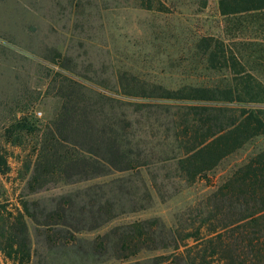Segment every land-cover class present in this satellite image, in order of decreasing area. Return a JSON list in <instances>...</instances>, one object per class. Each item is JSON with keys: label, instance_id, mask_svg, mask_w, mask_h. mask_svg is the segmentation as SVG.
<instances>
[{"label": "rangeland", "instance_id": "374dc122", "mask_svg": "<svg viewBox=\"0 0 264 264\" xmlns=\"http://www.w3.org/2000/svg\"><path fill=\"white\" fill-rule=\"evenodd\" d=\"M220 3L0 0V161L7 167L0 172V219L9 224V215L24 214L33 251L29 264H93L94 259L102 261L99 264H153L160 256L171 255L175 243L193 245L192 239L185 241L184 236L195 234L202 224L194 235L198 238L237 218L229 215L232 204L226 193L224 197L218 190L232 173L264 151V135L249 140L212 170L215 152L205 149L192 164V168L203 170L193 182L178 177L181 174L174 163H154L82 182L76 176L70 181L74 183L67 184L47 175L30 182L38 135L17 130L11 136L6 133L22 118L36 125L53 119L61 109L59 97L66 93L60 88L63 78L127 104L94 98L86 109L95 113L96 126L113 115L140 121L134 139L139 144L132 149L136 154L151 150L168 158V148L162 147L163 135L171 128V113L178 110L166 101L123 98L117 93L122 76L169 90L233 80L245 108L261 107L251 102H264V9L242 13L231 2L224 3L222 11ZM210 37L223 42L229 57L228 66L221 71L211 70L200 53L201 39ZM137 104L149 107L138 110ZM14 139L20 142L12 144ZM99 197L113 202L116 217L77 234L74 247L50 249L46 235H36L34 222H50L49 215L62 209L64 202L74 214L68 223L77 228L96 227L101 219L84 221L88 219L83 214L99 205ZM142 221L151 223L146 245L151 250L127 261L115 259L130 254L116 244L117 234ZM99 241H103L104 250L91 258ZM223 257L230 262L228 254ZM0 264L12 261L0 253ZM176 264L181 263L177 260Z\"/></svg>", "mask_w": 264, "mask_h": 264}, {"label": "trees", "instance_id": "16d2710c", "mask_svg": "<svg viewBox=\"0 0 264 264\" xmlns=\"http://www.w3.org/2000/svg\"><path fill=\"white\" fill-rule=\"evenodd\" d=\"M231 2L240 7L238 11L242 13L264 9V0H221L222 11L224 3ZM200 43V53L206 58L211 70L221 71L228 66L229 57L221 40L210 37L201 39ZM62 80L60 88L66 93L59 97L61 109L53 119L36 125L28 118H22L6 131L10 136L13 130L38 135L30 182H37L47 175L53 181L71 184L74 183L70 182L72 177L78 176L77 181L82 182L107 176L112 171H133L154 163H174L181 174L178 177L193 182L203 170L192 168V164L205 149L210 147V152H215L212 154L215 159L210 166L212 170L249 140L264 135V102L253 101V105L261 107L245 108V103L237 97L233 80L210 86H184L169 90L160 85H148L134 76L129 80L122 76L117 83V93L123 98L166 101L169 103L167 106H176L178 110L171 113V128L163 135L162 147L168 148V158L159 157L161 153L151 150L136 154L132 149L139 144L134 139L140 121L126 115H113L96 126L95 113L86 109L90 105L89 101L94 98L120 106L127 104L71 78ZM135 107L141 110L149 105L137 104ZM19 142L14 139L12 144L17 145ZM6 170V162L0 161V172ZM218 192L226 193L232 204L228 207L229 215H237V218H231L198 238L194 235L204 227L202 224L195 234L184 236L185 241L192 239L193 245L175 243L171 255L160 256L159 261L153 264H176L177 260L181 264H264V151L232 173ZM97 199L99 205L83 214L88 219L84 221L101 219L96 227L77 228L71 222L68 223L74 214L72 208H66L64 202L62 209L54 210L49 215L50 222H34L36 235L45 234L50 249L70 248L78 242L77 234L85 229H96L116 217L112 214L114 204L111 200L105 197ZM24 211L28 216V210L24 208ZM9 216L12 219L9 224L0 219V253L11 260L12 264H29L33 251L24 214L18 212L15 216ZM150 224L149 221L135 222L118 233L116 244L119 242L120 248L128 250L130 254L115 259L127 261L141 251H150L146 246L150 241ZM228 234L230 236L226 237ZM100 242L95 243L91 258L99 256L100 251L104 250V243ZM224 253L228 254L230 262L227 263ZM99 263L102 261L94 259L93 264Z\"/></svg>", "mask_w": 264, "mask_h": 264}]
</instances>
